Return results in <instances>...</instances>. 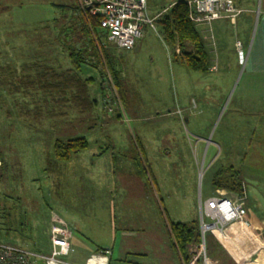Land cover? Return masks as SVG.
Masks as SVG:
<instances>
[{
  "label": "rangeland",
  "instance_id": "obj_1",
  "mask_svg": "<svg viewBox=\"0 0 264 264\" xmlns=\"http://www.w3.org/2000/svg\"><path fill=\"white\" fill-rule=\"evenodd\" d=\"M174 1H150L155 29L146 26L134 49L119 50L104 38L120 87L100 51V38L95 42L100 50L91 62L99 72L90 68L88 76L96 78L91 90L99 107L90 115L68 105L51 109V114L45 108L39 112L31 90L12 91L10 82L0 90L7 119L0 150L10 166L0 182V243L48 255L47 230L56 217L74 227L77 253L65 258L73 264H86L99 249L111 252L110 264H181L168 223L199 225L200 196L208 197L221 146L228 139L243 144L241 113L253 109L244 111L250 107L235 92L240 67L199 75L196 83L195 75L175 59V49L164 41L157 23ZM78 8V0H0V17L12 24L4 29L5 42L14 47L0 51V66L12 60L19 75L29 56L49 54L52 66L70 68L54 32L63 25L68 32L78 24ZM18 17L23 21L17 26ZM55 19L60 21L53 23ZM75 137H85L89 147L46 170L47 161H55L51 143ZM141 144L145 156L138 150ZM243 175L249 214L264 221V166H245ZM250 222L249 231L237 229L230 240L207 236L209 263L230 264L233 258V264H264V233L257 230L264 228L255 229L254 220Z\"/></svg>",
  "mask_w": 264,
  "mask_h": 264
},
{
  "label": "trees",
  "instance_id": "obj_2",
  "mask_svg": "<svg viewBox=\"0 0 264 264\" xmlns=\"http://www.w3.org/2000/svg\"><path fill=\"white\" fill-rule=\"evenodd\" d=\"M150 1L148 0V9ZM166 8L168 10L164 12ZM162 12L164 13L159 16L162 18L157 23L161 27L164 41L175 49V59L180 60L190 71L207 73L209 70L208 51L195 28L196 25L189 19V8L185 0L174 1L168 7H165ZM152 18L156 20V17ZM56 21L60 20L55 19L53 23ZM64 27L65 25L56 28L57 32H54V39L55 43L58 44V48L66 54L71 68L67 70L55 68L49 63L51 60H47L49 54H44L46 57L41 55L42 58L38 55H33L32 57L29 56L26 60L24 59L21 74L17 75V71L14 70V67L16 69V64L12 60L5 59L3 60L4 62L8 61L5 64L6 67L0 66V90H3V87H6L9 82L12 86V91H18L19 88L24 89L23 92L31 90L30 93L36 94L37 97L35 98L37 100L33 96H30L34 99L35 103L41 106H38L39 112L45 108L51 114V109H55L56 107L62 108L68 105L74 106L82 114L90 115L92 111L99 107V100L92 96L91 88L96 82V78L88 76V71H91L90 68L93 67L94 71H98L96 69L98 66L91 61L96 58L95 54L100 49L106 55L116 85L120 87L116 78L115 68L104 43V40H107V35L100 29L98 22L94 18H88L84 15H81L78 24L73 25L68 32L64 30ZM69 38L71 42H68ZM98 39L99 45L102 46L100 49L95 43ZM48 41L50 44L52 43L49 39ZM44 47L52 51L49 44L44 45ZM176 50L180 54H177ZM1 95L0 98L2 97ZM2 107L3 102L0 101L1 132H3L4 121L7 120L4 119L5 116L1 112ZM257 108H251L253 111L252 113L250 111L249 114L241 113V116H245V124L239 129L244 132V136H242L244 145L240 144L239 139L235 141V144H233L234 140L228 139L225 141L223 146H221L223 153L219 156V159H221L219 160V167L212 173L210 182L213 192L219 190L240 195L245 200L246 208L249 207V204L246 202L243 168L245 166H264V113L257 112ZM249 116L252 117L251 123L249 122ZM8 118L10 119L11 117L8 116ZM254 124L257 125L253 126ZM237 134L239 133L237 132ZM51 144L55 161L50 159L47 161L46 170L48 171L55 169L53 163L55 165L68 163L73 159L74 155L81 153L89 147V141L85 137H75L65 140L57 139ZM3 156L4 152L0 150V160L2 162L0 182L3 180L4 175L8 173L10 167L5 159L3 161ZM21 225L25 226L24 224ZM49 229L50 227L47 230L48 234ZM168 229L181 264H202L199 225L194 227L182 222L169 221ZM5 232L10 233L14 231L7 230ZM20 248L23 247L20 246ZM97 251H102V249Z\"/></svg>",
  "mask_w": 264,
  "mask_h": 264
},
{
  "label": "built area",
  "instance_id": "obj_3",
  "mask_svg": "<svg viewBox=\"0 0 264 264\" xmlns=\"http://www.w3.org/2000/svg\"><path fill=\"white\" fill-rule=\"evenodd\" d=\"M185 3L189 8L190 21L210 28L215 21L236 19L242 14L234 0H185ZM78 5L79 13L94 18L107 35V40L119 50L134 49L146 26L155 29V18H150L148 12V0H78ZM237 50L243 62L245 54L240 42L237 43ZM214 70H217L216 66ZM1 165L0 160V168ZM248 214L244 198L235 193L216 190L200 200L202 264H213L206 256V237L213 235L221 242V236L229 238L237 229L249 231L251 222L246 219ZM72 239L73 227L53 217L49 229L48 255L39 256L27 249L0 243V264H37L39 260H44L46 264H73L65 260L76 254ZM110 255L109 250L97 251L86 264H109Z\"/></svg>",
  "mask_w": 264,
  "mask_h": 264
},
{
  "label": "crops",
  "instance_id": "obj_4",
  "mask_svg": "<svg viewBox=\"0 0 264 264\" xmlns=\"http://www.w3.org/2000/svg\"><path fill=\"white\" fill-rule=\"evenodd\" d=\"M234 2L237 7L242 10V14L239 17L236 19H223L215 21L211 28L206 25H196L195 28L208 51V72L219 74L220 72L223 73L224 70H227L228 72L232 68L240 67V74L235 92H238V97L245 100V104H247L246 106L250 107H244V111L258 107V112L261 111L264 113V0H234ZM21 9L22 7L17 9V11H20ZM3 18L4 17H0V37L3 36L4 39V41H1L0 38V51L7 50L10 52L14 49V47L9 42H5L6 38L4 36L8 34L4 31V29L7 28L6 26L10 29L12 24L8 23L6 25ZM22 21L23 20L20 17L15 19L17 26L22 24ZM9 22L12 21L10 20ZM238 42L241 43L242 50L245 54L243 62H241L238 57ZM22 48L23 46H21L20 50H22ZM215 66L217 67L216 71L214 70ZM186 70L195 75L193 80H195L196 83L199 80V75L206 74L202 72H193L187 68ZM186 73L184 74V79L181 78L182 86L185 84V77L188 76ZM244 113L246 114V112ZM143 147L144 146L142 144L139 145L138 150L141 148L140 151L144 155L146 153ZM209 158L211 161L215 160V158H212V155H210ZM216 159H219V156ZM212 173L210 174V178ZM212 193L213 189L210 183L209 189L206 190V196H210ZM201 199H203V194L200 196V200ZM246 219L249 221H252V219L254 220L256 225L255 229L259 228V226H263L264 228V221H261L256 215L253 214L252 216L249 214L246 216ZM257 230L260 233H264V229L262 230L263 232L259 229ZM72 246L76 249L74 245V234ZM232 261H234L233 258H230V262ZM233 263L234 262H232V264Z\"/></svg>",
  "mask_w": 264,
  "mask_h": 264
},
{
  "label": "bare ground",
  "instance_id": "obj_5",
  "mask_svg": "<svg viewBox=\"0 0 264 264\" xmlns=\"http://www.w3.org/2000/svg\"><path fill=\"white\" fill-rule=\"evenodd\" d=\"M79 9V8H78ZM77 10V9H76Z\"/></svg>",
  "mask_w": 264,
  "mask_h": 264
}]
</instances>
